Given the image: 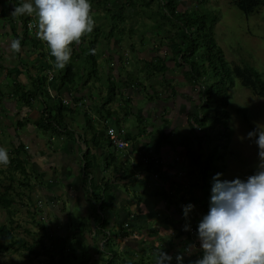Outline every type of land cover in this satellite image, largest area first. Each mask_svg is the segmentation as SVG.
Masks as SVG:
<instances>
[{"label": "crops", "instance_id": "0c3cea01", "mask_svg": "<svg viewBox=\"0 0 264 264\" xmlns=\"http://www.w3.org/2000/svg\"><path fill=\"white\" fill-rule=\"evenodd\" d=\"M20 2L22 0H0V13L2 11L12 13L13 3ZM91 13L94 15L95 12ZM31 16L36 22V30L30 36L33 40L40 38L38 43L41 44L39 49L41 53L37 55L32 45L28 46L25 52L19 48L17 56L12 55L11 58V54H9L10 57L7 55L13 64H10L11 77L6 78L8 86L6 89L3 88V94L0 96V111L4 113L7 133L1 132L0 139L5 136L9 139L1 140L0 144L6 143V149L11 156H15L14 147L21 144L23 153L18 158L23 160L25 170H32L31 172L41 177L40 183L35 179L34 197L36 201L40 200L45 204L44 209L38 213L44 212L43 218L47 217L51 224L47 235L53 234L52 238L57 237L61 242L59 247H62L63 238H70L67 226L70 216L66 205L74 210L77 206L83 223L87 221L88 228L85 236L91 247L92 261H94L95 243L97 242L98 253L104 249L105 238L103 239V235L98 231L99 225L105 223L106 236L115 226L123 224L124 227V224L128 223L126 230L117 229L116 235L121 239L117 252L125 255L121 258V264H133L142 254L141 245L144 244L142 239H146L153 248L155 247L153 239L160 230L156 221L163 220L169 228L160 233L159 240L164 242V246L161 247L163 251L173 247L174 251L170 254L175 259L178 252H184L179 245H175L177 241L175 235L178 234L183 244L189 238L188 230H185L183 226L186 223L190 224V228L197 231V220H200L197 217L198 213H194L195 209L186 219L182 215L181 207L174 213L173 207L167 208L166 201L161 199V196H156L160 190L165 195H172L175 192L172 186L178 187L181 183L178 178L184 175L181 166L189 173L197 157V143L188 129L186 114L196 112L198 106L195 102L199 94L194 95L193 92H197L194 86L188 88L184 84L178 85L182 81L181 75L186 71L182 67V59L178 62L172 60L171 52L165 43L163 49H161L162 45L158 47L156 43H152L150 47L148 42L127 45L123 41L124 35L120 37V40L113 37L107 26H102V29L96 33L95 27L102 24L101 20L94 15L93 30L84 34L82 41L80 39L78 43L72 45V50L74 49L75 52L72 51L70 61L63 69H57L54 67L55 62L51 60L47 43L37 35L38 18L35 14ZM2 19L0 15V34L8 37V33H12L10 25ZM89 35H91L90 38H88ZM94 39L97 41L94 50L96 71L93 69L92 61L86 56L90 42ZM3 40L0 38V41ZM11 43H13L11 40L1 43L0 50L7 52L12 50ZM100 44H104L106 50L99 47ZM158 49L159 53H157ZM165 53L169 56L165 62L167 70L156 72L160 67H153L156 63L153 59L156 55L162 57ZM1 54L3 53L0 52ZM79 61L82 64L75 68ZM131 67L135 70H131ZM67 68L70 69L71 76L62 81L61 72ZM140 76L144 80L141 81ZM16 77L22 85V91H35V96L30 97L28 102L25 98L24 100L18 98L19 92L10 90L11 84L16 83ZM34 77H38L39 80L43 78L44 82L32 85ZM161 79L171 82L173 88L164 87L167 84L160 83ZM110 83L114 85V96L107 104L106 95H108ZM143 87L152 88L156 93L158 92L156 89L162 91L159 98H166L167 107L158 99L147 100ZM173 89L176 95H172ZM80 97L82 99H78ZM125 103L129 104L130 108H126ZM55 104L61 107L62 113L65 107L70 112H74L73 120L63 116L64 128L61 130L57 127L59 134L56 136L47 134L39 128L43 121L50 117V113L52 115V106ZM31 112H38V114ZM132 117L135 119L132 120ZM140 118L145 119L144 124H140ZM163 118L172 121V133L169 138L167 133L171 130L169 126L162 123ZM116 125L124 127L129 138L127 151L120 153L123 161L129 162L132 168L148 150L154 157L157 172L145 170L147 164L143 163L141 170L132 168L134 177L127 179L119 177L112 166H107L105 161L113 148L107 145L105 129L109 126L117 127ZM145 125L147 129L139 138V134L136 133H139L140 126ZM161 126L162 128L164 126L162 132L159 128ZM57 136L59 138L56 140ZM167 141L168 145L165 143ZM143 143H150L147 150L141 147ZM158 143L161 144L158 150H155ZM85 154H87L86 160ZM86 161H89V165ZM85 165L88 167V172H85ZM43 174L46 176L44 177ZM160 174H163V180L158 181ZM152 175L157 179L152 180ZM102 181H108L105 190L101 187ZM183 194L185 196V192ZM97 197H101L100 200H96ZM95 212L101 213L102 218L97 219ZM149 215L151 218H145ZM43 218H41L43 227H46L47 222ZM61 232L66 234L62 235ZM199 255L201 253L191 251L185 255L184 259L188 263ZM156 258L153 263L146 261V264L149 262L154 264Z\"/></svg>", "mask_w": 264, "mask_h": 264}, {"label": "rangeland", "instance_id": "374dc122", "mask_svg": "<svg viewBox=\"0 0 264 264\" xmlns=\"http://www.w3.org/2000/svg\"><path fill=\"white\" fill-rule=\"evenodd\" d=\"M95 1V5H91V12H95L94 15L98 20L105 21L103 14L105 13L104 9H111L112 13H117L119 8L125 7L124 13L130 12L131 6L132 7H139L142 13H140L136 16L135 13L132 14L131 17L127 18L125 21L124 29V42L125 44H135L139 45L141 42L149 43L150 47L152 46V43H156L158 47H161L163 49L165 47L164 43H167L169 41V37L172 36L176 32V27L170 26L169 28L164 27V22L170 25H173V22L168 17H164L163 12L156 4L153 2V6L155 9L152 8H146L145 5L146 1L139 4V6H133V2L130 3L128 6H130V9L127 6L128 0H92V2ZM198 3L200 0H197ZM197 1L195 4H197ZM92 4V3H91ZM186 0H181V5H185ZM194 1L188 2L186 5L188 7H193ZM206 7H216L218 10V22L215 24L213 32L214 35H216V42L221 48L223 52V58L224 60L229 64H239V63H247L251 66H254L258 71L264 72V7L260 8L258 12L249 15L248 17L244 16L236 7L231 5L230 0H206L204 3ZM203 4V5H204ZM200 6V5H199ZM194 8V7H193ZM155 11V12H154ZM130 13V14H131ZM13 14V13H10ZM92 14V13H91ZM14 15V14H13ZM94 15L92 14L93 18ZM117 15V14H116ZM18 16V15H15ZM4 17L5 16H2ZM17 19V18H14ZM13 20V19H12ZM132 21V22H131ZM9 25L11 28L15 27L14 22H9ZM18 26V25H16ZM131 29V30H130ZM6 35L0 34V38L4 39L3 41H0V44L11 40L14 44L16 43V36L14 33H8V37H5ZM21 34L17 32V37L19 39L21 38ZM91 35L88 36L90 38ZM194 38V36L190 37ZM100 39V38H98ZM40 41V38L35 40H29L26 42V45L22 46L21 48L23 51H27L26 48L28 46H34L35 50L37 52V55L40 54L41 50H39L41 47V44L38 43ZM188 40L187 42H189ZM97 42V41H96ZM185 42V43H187ZM97 47V46H96ZM99 47L106 50V46L104 44H100ZM98 47V49H99ZM184 46H181L183 48ZM38 49V50H37ZM159 49L157 50V53H159ZM178 54L175 52V60L177 62L179 61V58L177 57ZM132 55V54H131ZM52 59V62L54 63V57L50 56ZM81 61L76 63L75 68H78L80 66ZM110 61L108 60V64ZM131 70L135 68L131 67ZM264 74V73H263ZM142 76V75H141ZM139 77V79L142 81L144 80L143 77ZM197 90V92L194 95L199 94L197 86H194ZM201 90H204V86L201 87ZM0 91L3 92V88L0 87ZM201 95V94H199ZM202 96V95H201ZM142 104V103H141ZM126 108H130V105L125 103ZM217 110V109H215ZM223 111L227 114L226 117H228V125L230 127V136L229 140L221 139L218 140V138L215 137V139L211 141H205L206 145L204 146V140L203 139H197L196 133H192L191 135L194 136V141L198 144L199 147H201V151H199V155L204 162L206 159V156L212 148H216V156L215 160H213L212 163L217 164V171L219 173H222L221 179L227 178L232 179L235 177H240L242 179H246L248 175L253 174L258 167L260 158L258 156V147L254 143L253 139H250L247 136V133L255 128L258 124H264V98H258L255 97L250 90L244 88L239 84V82H235L232 88L228 89V103L226 107H224ZM204 112L207 113V111ZM29 113V112H28ZM31 113H37L38 112H31ZM73 113L70 112L66 107L63 110V116L69 117L71 120H73ZM213 113V110H211V114ZM53 117H56L55 114ZM135 119L132 117V120ZM5 117L4 113L0 111V133H6L5 130ZM144 130L147 129V125L142 126ZM141 127V128H142ZM153 128H156V126H153ZM160 131H163L162 126L159 127ZM7 130H9V127H7ZM197 133L201 134L199 129H196ZM59 132V131H58ZM57 132V133H58ZM204 132L203 130L201 131ZM57 133L54 135L56 136ZM59 138V136L56 137ZM9 139L8 136H5L4 138L0 139V143H2L1 140L7 141ZM173 143V142H172ZM167 145L169 142L166 143ZM0 146H3L6 148V143L0 144ZM174 146V145H170ZM209 150H207V149ZM223 154V157L219 158V155ZM13 156V155H12ZM129 165V162H127ZM9 165H3L0 164V169H6ZM29 168V167H28ZM177 168H180V166H177ZM30 169V168H29ZM181 169L184 173V175H180L178 178V181L181 182L182 187L180 188V192L178 193V196H181L185 191H188V183L189 185L192 182L191 173H187L186 170L181 166ZM31 170V169H30ZM215 170V169H214ZM6 172L14 173V176L16 178H21V175L16 169H6ZM32 171V170H31ZM27 171V177L25 178V183H28L30 185L31 189H29V186H18L19 184L14 183L13 185L16 187L15 192H18L19 195L15 197L16 203L12 205V209L14 210V223L8 224V219L6 212L0 208V225H9L8 229L10 230V236L13 239H19L24 238L29 244L34 243L33 250L35 251H41L39 255L35 253H31L25 249L18 248L16 244H12V246H9L6 250H0V264H50L51 259L49 258V254H53V259L55 261L60 258V255L58 251L61 247L59 245L61 242H59L57 237L52 238V235H47L50 231L51 224L48 221L47 217L43 218V213H38V211L41 209V206L44 208L45 205L40 203V206L37 205L35 202L34 194L29 196L28 193L31 192L33 189V186L35 185V179L38 180V183H40V178L38 176L35 177L34 172ZM45 177L46 175L43 174ZM152 180H156L157 177L152 175ZM163 174H160V178H158V181L163 180ZM8 179L3 178L2 175H0V189L2 190V187L4 185H8ZM0 190V191H1ZM176 193V192H175ZM174 196H177L176 194H173ZM210 195V193H209ZM189 196L187 195V200ZM30 198L31 206L28 205L27 207V199ZM190 201V200H188ZM102 205V203H101ZM99 204V207L101 206ZM199 205V204H197ZM183 205H177V208H182ZM176 207V206H175ZM33 208V209H32ZM38 209V210H37ZM103 209V206H102ZM176 209V210H178ZM196 210V208H194ZM198 209V208H197ZM66 210L69 213L70 220L68 222V230H69V239L64 237V243L62 245V251L61 254L63 255V261L61 264H67L68 255L75 252V260L70 259V264H108L109 259L112 258L114 255L113 252L115 251L117 254L116 261L119 262V258L121 259L125 257L124 253H118V248L120 244V238L116 234L117 229H125L123 227V224L115 226L114 229L110 232V234L107 236V239H110L109 246H106L104 249H101V251L97 252V242L95 243V249H93V254L95 255V260L92 261V251L91 247L86 239L85 232L87 231V221L83 223V220L81 219V212L76 206V209L69 207L66 205ZM27 211V212H26ZM200 214V212H199ZM95 216L97 219H101V213L95 212ZM41 218L45 219L47 224H45L46 227H43V221ZM187 219V218H186ZM158 224L157 226L160 228V230L157 233L156 238L153 239V243H155V247L150 244L149 241L146 239H142L144 244L141 245L142 254L139 256V258L133 262V264H146V261L154 262V259L157 257L160 250H163L161 246H164V242H162L160 236V233L164 229H168L169 226L167 223H165L163 220H157ZM197 220V224H198ZM35 223V224H33ZM196 224V225H197ZM39 225V226H38ZM110 227V226H109ZM47 229V230H46ZM27 232H26V231ZM51 233V232H50ZM49 233V234H50ZM53 233V230H52ZM62 235H65V232H61ZM59 236V235H58ZM40 238V239H39ZM177 238V239H176ZM175 239L177 240L175 242V245H179L180 249L185 251L186 246L182 244V239L178 237V234L175 235ZM12 242L11 239L4 238L3 242L5 244H8L9 242ZM40 241V242H39ZM67 241V244H66ZM44 245V247H41V244ZM147 243V244H146ZM151 245V246H149ZM69 250V251H68ZM195 250L193 249L192 252ZM198 251V249H197ZM78 252V253H76ZM97 255V256H96ZM155 258H154V257ZM149 262V264H152Z\"/></svg>", "mask_w": 264, "mask_h": 264}, {"label": "trees", "instance_id": "16d2710c", "mask_svg": "<svg viewBox=\"0 0 264 264\" xmlns=\"http://www.w3.org/2000/svg\"><path fill=\"white\" fill-rule=\"evenodd\" d=\"M146 1L145 5L147 6L146 8H152L155 9L153 6V2L158 4L160 9L166 10L163 12L164 17H175V19L183 25L184 29L180 31H176L172 36H170L169 43L166 44V47L170 50L171 52V58L172 60H175V52L178 54L177 57L179 59H182L183 62V68L186 70L182 75V81L178 83V85H186L188 88L197 86L199 89V95L198 100L195 102L197 104L198 108L195 113H187L186 114V123L188 124V129H190L191 133H196L197 134V139H203L204 140V146L206 145L205 141H211L213 139L218 138L221 139H226L227 141L229 140L230 136V127L228 125V117L227 114L223 111L224 107H226L228 103V89L232 88L235 82H239L241 86L244 88L250 90V92L258 98H264V72L258 71L254 66H251L247 63H239V64H229L227 63L224 58H223V52L219 45L216 42V35H214L215 32H213L215 24L218 22L219 14L218 10L216 7H206L204 4L206 0H201V3L199 4H193V7L188 11L181 12L178 9L179 6V1L180 0H128L127 1V6L133 2V6H139L140 3L144 6V2ZM196 2L197 0H192ZM92 3V1H91ZM231 5L236 7L244 16L248 17L249 15H252L256 12L259 11L260 8L264 7V0H230ZM204 4V5H203ZM92 5V4H91ZM200 5V6H199ZM125 7L119 8L117 13H112L111 9L107 8L104 9L105 13L103 14V17L105 18V21H100L102 25L96 26L95 27V32L97 33L98 30L102 29V26H107L109 28V33L120 40V37L124 35V29L123 27L125 26V21L127 18L131 17L133 13L137 16L141 10L139 7H132L130 9V6L128 8L130 9V12L124 13ZM264 11V10H263ZM133 12V13H131ZM155 12V11H154ZM131 13V14H130ZM117 14V15H116ZM142 13H140L141 15ZM171 15L170 17L168 16ZM0 15L5 16L3 17L2 20L5 22H14L15 27L11 28L10 30L14 35L16 36L15 44L11 43L12 50L4 51L0 50L1 54L0 55V62H2V65H0V87L6 89V86H8V83L6 81V78L11 77L10 71V64H13V61H9L10 57L9 54L13 56L19 55L17 53V50L21 48L22 46L26 45V42L29 40H33L27 35V32L25 30V24L28 21L27 18H24L23 16H15L13 14L8 13L7 11H2ZM17 18L15 21H12V19ZM171 18V20H172ZM1 22V21H0ZM17 22V23H15ZM132 22V21H131ZM19 23V24H18ZM164 22V26L166 27H176L179 28L177 24H167ZM18 25V26H16ZM131 30V29H130ZM17 32H19L22 36L19 39L17 37ZM194 36V38H190ZM83 38L81 37V41ZM190 40L189 42H187ZM18 42V43H17ZM95 42L96 39L90 42V48L86 51V56L89 57L90 61L93 63V69L96 71V59H95ZM187 42V43H185ZM181 46H184L181 48ZM75 52V50H72ZM168 55L165 53L164 56L159 57L158 55L155 56L153 61L155 60L154 68H159L156 72H163L167 70V67L165 66V62L168 59ZM177 61V60H176ZM4 63V65H3ZM6 64V65H5ZM161 65V66H160ZM152 67V68H153ZM153 68V69H154ZM71 71L69 68L65 69L63 72H61V79L62 81L71 76ZM154 74V73H151ZM149 74V76H152ZM38 81V82H37ZM15 82L11 84L10 90H13L15 92H19V97L20 100L25 98V101L28 102L30 97L35 96V91H22V85L17 81V77L15 78ZM41 82H44V79L41 78L39 80L38 77H34L32 79V85H37ZM160 83H166L167 86H164L168 88L171 86L173 88L172 83L168 81H164L161 79ZM204 86V90L202 91L200 87ZM145 90V94L147 97V100H153V99H158L159 101H163L165 103V107H167L166 104V98H159L160 94L162 91H159L156 89L158 92L156 93L154 89H149L147 87H143ZM36 90V89H32ZM175 89L172 90V95H176V92L174 91ZM113 91H114V85L110 83L108 86V95H106V103L108 104L109 102L112 101L113 99ZM3 94L0 91V96ZM113 94V95H112ZM78 99H82L81 97ZM155 101V100H154ZM53 113L50 117L47 118L45 121H43L42 126L40 130L50 134L54 135L55 133L58 132V129H63L62 121L63 120V115L61 110V107L59 105L55 104L52 106ZM207 111V113L204 112ZM217 109V110H215ZM211 110H213V113L211 114ZM55 114L56 117H53ZM144 118H140L139 122L140 124H144ZM90 122V121H89ZM162 123L164 125H167L170 127L171 132H168V138L172 133V121L171 120H166L165 118L162 119ZM117 126V125H116ZM117 129H120L121 126L118 125L116 127ZM196 129H199L200 133H197ZM94 130V127H93ZM204 131L203 133L201 131ZM124 131L127 132V130L124 128ZM146 130L141 126L139 127V138L141 135L143 136V133ZM59 134V132L57 133ZM55 136V135H54ZM126 136V138H125ZM137 136V135H136ZM194 137V136H193ZM122 138L128 142L129 138L128 135L124 134ZM107 141V140H106ZM168 142V141H167ZM165 142V143H167ZM161 143H158L157 147L155 150H158L159 145ZM107 145L110 148H113L112 151L109 152L107 158H106V164L107 166H112L113 171L117 174H119V177H124L127 179H130L134 177L133 169L132 168H137L138 170H141L142 165L144 163L143 158L148 156V147L150 146V143H143L141 147H143V150H147L142 154L141 159L137 161L131 168L125 161L122 159V155H120L121 152L125 153L127 151V147L124 149H119L115 145H111L107 141ZM135 147V145H133ZM197 157H196V162L193 165V167L190 169V172L193 174L191 184L189 185L188 183V191H185V196L184 194H181V196H178V193L180 191V188L182 187V184L179 183L178 187L172 186L175 190L173 194H176L177 196L172 195H165V193H162V190H160L159 194L156 196H161V199H164L167 203V208H174V213L177 211V205H185L187 204L188 200H191V202L195 205V212L198 213L197 217L200 219L204 214L207 213L208 208H209V198L211 194V186H212V181L214 174L217 173V164L212 163L213 160H215L216 156V148H212L206 156V160L203 162L200 155L199 151H201V147H199V143L197 144ZM207 149V148H206ZM209 150V149H207ZM14 152L15 156L9 155V162L8 165L9 167L6 169H16L19 174L21 175V178H16L14 176V173H9L6 172V169H0V175L3 176V178H7L8 185H4L2 187V190L0 191V208L3 209L6 212L7 219H8V224H13L15 221L13 219L14 217V210L12 209V205L16 203L15 197L19 195L18 192H15L16 187L13 185L14 183L19 184L18 186H29V189H31L30 185L28 183H25V178L27 177V171L25 170L24 167V162L22 159H19L18 156L23 153V146L21 144L17 145L14 147ZM119 153V154H118ZM146 165L147 171L155 170L157 172L158 170L156 169L154 163L155 160L151 158ZM223 157V154L219 155V158ZM87 154H85L84 159L86 160ZM87 165H89V161L87 162ZM85 165V172H88V167ZM215 169V170H214ZM189 172V173H190ZM35 177L38 178L37 175ZM108 185V181H102L101 187L103 190L106 189ZM34 190V186L33 189ZM31 190V191H32ZM29 196H31V192L28 193ZM136 196H139L137 193H135ZM187 195L189 196L187 200ZM101 197H97L96 200H100ZM140 200V197H138ZM30 198L27 199V202L31 204L29 201ZM199 204V205H197ZM176 206V207H175ZM198 208V209H197ZM200 212V214H199ZM145 218H151V216H146ZM140 221V217L138 219ZM35 224V223H33ZM9 226V225H8ZM7 225H0V250H6L9 248V246H12V244H16L18 248L25 249L31 253H35L39 255L41 251H35L33 250L34 248V243L29 244L24 238H19V239H13L10 236V230L8 229ZM26 231V230H25ZM101 235H103L104 243L103 246L104 248L106 246H109L110 239H107V234L105 236V223H101L99 225V230H98ZM27 232V231H26ZM11 239L12 242L10 241L8 244H5L3 242V239ZM40 239V238H39ZM40 242V241H39ZM41 247H44L42 243L40 244ZM64 248H60L58 251L60 258H58L57 261L53 259V254H49V258L51 259L50 264H61L65 259H63V255L61 254V251ZM194 248H192L193 250ZM195 250V249H194ZM69 251V250H68ZM169 254L174 251V248H169L165 250ZM196 251V250H195ZM194 251V252H195ZM201 251H199L200 253ZM78 253V252H76ZM113 256L111 259H109L108 264H121V259L119 258V262L117 263L116 257L117 253L114 251ZM188 254V253H187ZM202 254V253H201ZM186 255V254H185ZM158 256V255H157ZM75 258V252L68 255V262L70 259ZM75 260V259H74ZM174 260L172 264H174ZM155 264V263H154ZM185 264H188L185 261Z\"/></svg>", "mask_w": 264, "mask_h": 264}, {"label": "clouds", "instance_id": "9594fccd", "mask_svg": "<svg viewBox=\"0 0 264 264\" xmlns=\"http://www.w3.org/2000/svg\"><path fill=\"white\" fill-rule=\"evenodd\" d=\"M91 1L22 0L20 3H13L12 13L18 16L27 15L23 17L28 19L25 30L30 38L36 30V22L31 15H36L39 29L37 35L47 43L51 55L55 57L54 67L63 69L71 59L72 45L93 30L95 21L91 14ZM191 1L186 0V4ZM95 3L93 1L92 5ZM179 3L178 9L182 8L179 9L181 12L191 9L186 4L181 5V0ZM29 22L34 23L31 31L27 25ZM172 22L179 26L176 31L184 29L175 17ZM247 136L253 139L258 147L260 161L257 170L246 179H221L222 173L214 174L208 211L197 224V238L202 254L194 260H189L188 264H264V124H258ZM105 139L107 140L106 136ZM147 154L154 159L151 153ZM8 162V150L0 146V164L6 165ZM32 192L34 194V190ZM35 202L38 206L40 203L44 204L40 200ZM194 208L195 205L188 202L182 206V215L187 218ZM43 209L41 206L40 210ZM183 227L190 230L191 226L186 223ZM191 251L190 245L184 252H178L175 264H185V254ZM172 262L173 256L163 250L159 251L155 260V264Z\"/></svg>", "mask_w": 264, "mask_h": 264}, {"label": "built area", "instance_id": "2783aa9c", "mask_svg": "<svg viewBox=\"0 0 264 264\" xmlns=\"http://www.w3.org/2000/svg\"><path fill=\"white\" fill-rule=\"evenodd\" d=\"M27 25L30 31L34 28L33 22H29ZM124 133L125 131L123 128L116 129L113 126H109L105 129V136L107 137L108 142L111 145H115L119 149H124L125 147H127V142L122 138V136H124ZM143 161L147 163L149 161V156L143 158ZM124 226L125 228H128L129 224L125 223ZM188 236V241L184 242L183 245H185L186 247L191 245L192 248H194L196 251L198 249L197 252L201 251L199 248L197 231L190 228V230H188Z\"/></svg>", "mask_w": 264, "mask_h": 264}]
</instances>
